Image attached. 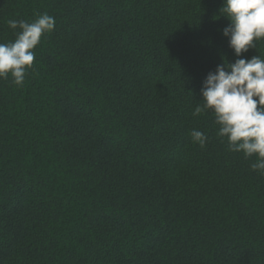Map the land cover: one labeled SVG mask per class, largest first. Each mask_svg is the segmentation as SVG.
<instances>
[{"label": "trees", "instance_id": "1", "mask_svg": "<svg viewBox=\"0 0 264 264\" xmlns=\"http://www.w3.org/2000/svg\"><path fill=\"white\" fill-rule=\"evenodd\" d=\"M0 264H264V0H0Z\"/></svg>", "mask_w": 264, "mask_h": 264}]
</instances>
